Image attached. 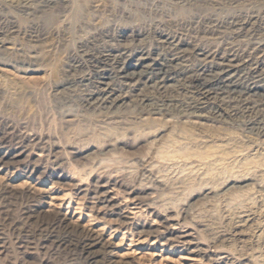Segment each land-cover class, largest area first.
I'll return each instance as SVG.
<instances>
[{"label": "rangeland", "instance_id": "obj_1", "mask_svg": "<svg viewBox=\"0 0 264 264\" xmlns=\"http://www.w3.org/2000/svg\"><path fill=\"white\" fill-rule=\"evenodd\" d=\"M263 10L264 0H72L50 29L0 5V264H264V96L202 97L175 74L168 89L141 79L90 101L102 86L78 51L105 35L166 58L169 37L183 44L181 70H197L203 49L255 61Z\"/></svg>", "mask_w": 264, "mask_h": 264}, {"label": "bare ground", "instance_id": "obj_2", "mask_svg": "<svg viewBox=\"0 0 264 264\" xmlns=\"http://www.w3.org/2000/svg\"><path fill=\"white\" fill-rule=\"evenodd\" d=\"M71 1L72 0H0V5H2L3 7L17 9L18 11L19 10L24 11L28 15L31 14L30 15L31 17L29 18H31L30 19L32 22L31 24L34 27L39 26L41 22H47L46 25L50 29H53V28L55 29L56 25L58 26V23L62 22L64 20V17H66L67 15L66 11H67L69 2ZM228 19H227V22H228ZM236 19L230 20L227 24L231 26L229 27L232 28L233 31L244 32V30L247 28L245 24L243 23L246 21L241 22ZM242 32L238 34H243ZM252 35L254 34L252 33ZM103 37H105V35ZM103 37L101 38L99 37L100 38L99 40L95 36L92 37V39H89L88 41L90 43L89 45H92V47H95V48H87L85 47V45H81V44H80V47L78 48L79 53L80 52L81 54L84 53L85 55H88L89 58L90 56L93 58V59L91 58L92 59L91 66L95 69V72L97 73L96 76L99 78L98 80L99 82L98 81L96 82H98V84L100 83V85L102 86V87L99 86L100 88L98 89V91L90 95V98H89L90 101L96 100V101L104 102V101H107L108 99H111V96L113 95L112 90L114 88L115 83H122L125 85L132 84V86H134L139 80L141 81V79H143L144 80L143 84L146 86L149 85V86H153L158 89H163V88L168 89L167 87L168 86L170 87L171 85L170 83L173 82V80H175V74L182 75L184 80L195 85V87L197 88V91L202 95V97H208V98L211 97L219 101H225L224 99L231 98L232 95L236 94L237 96L236 95L235 96L240 97V100L243 99L246 101V97H245L246 95H254V96L263 95L264 96V55L259 56V58L257 57L258 59L253 61L254 58L251 56L239 58L235 54H225V53L222 55L216 54V53L211 54L209 51H206L203 49V50H200V53H198L200 57L201 56L203 57V58H200L201 62L199 64V67L195 71L193 69L194 72H189L187 70L180 69V65H182V61H183L182 53L184 50H183L182 42H179L178 40L176 41V40L169 39V37H165L163 39V42L164 44H166L167 57L166 58L160 57L162 59L160 58L153 59L149 55H147L146 53L147 51L142 52L140 50V51L134 52L133 50L129 49L130 47L129 48L120 47L121 49H115L113 47H110V45L108 44V42L110 41L109 38L107 39ZM83 77H81L82 79H79L77 81L84 82L88 80L89 82L91 80L88 76L84 78ZM179 83H182V82H179ZM248 100L249 99H247V101ZM247 104L249 105V103ZM105 198L114 208V211L121 218L127 217L123 213L124 212L123 209H120L119 206L114 202L113 197L106 194Z\"/></svg>", "mask_w": 264, "mask_h": 264}]
</instances>
